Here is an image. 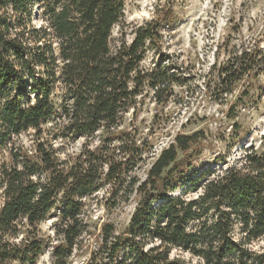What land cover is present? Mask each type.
I'll return each mask as SVG.
<instances>
[{"label":"trees","instance_id":"obj_1","mask_svg":"<svg viewBox=\"0 0 264 264\" xmlns=\"http://www.w3.org/2000/svg\"><path fill=\"white\" fill-rule=\"evenodd\" d=\"M125 3L0 0V150L10 156L0 171V264L35 262L45 245L34 230L50 216L53 262L66 264L87 232L86 199L101 189L107 209L132 194L137 202L121 229L101 226L86 264H264V247H254L264 238V132L258 147L200 170L191 169L199 132L177 134L144 178L136 174L146 150L122 130L124 115L145 89L164 100L176 79L168 65H141L157 22L112 43ZM263 70L264 51L243 46L218 68L215 98ZM29 129L48 136L32 150L16 146ZM80 138V151L64 157L52 142Z\"/></svg>","mask_w":264,"mask_h":264},{"label":"rangeland","instance_id":"obj_2","mask_svg":"<svg viewBox=\"0 0 264 264\" xmlns=\"http://www.w3.org/2000/svg\"><path fill=\"white\" fill-rule=\"evenodd\" d=\"M150 20L159 25V40L148 47L141 65H168L176 81L162 101L156 100L152 90L145 89L124 115L122 130L134 136L146 150L144 162L136 170L138 177H145L159 152L177 134L199 132L201 152L192 158V170L208 164L214 166L212 162L217 156H226L229 163L245 147H258L264 132V70L243 77L232 93L223 94L220 99L215 98V84L218 68L243 46L264 51V0H126L123 19L112 29V43L122 36L130 41L133 31ZM32 23L38 26L40 20L34 16ZM235 122L240 128L234 133ZM47 136L44 133L38 138L29 129L18 136L15 144L32 150L36 141ZM84 141L80 138L52 142L64 157L77 154ZM91 142L94 146L98 137ZM9 163L8 151L0 150V171ZM105 196V189H101L86 199L87 232L66 264H86L90 251L99 242L104 223H113L118 229L127 224L137 202L136 195L112 209L104 207ZM54 226V216L37 225L35 235L45 246L38 259L29 264H54L51 249L58 240ZM254 247L262 250L264 238ZM182 256L196 261L189 253Z\"/></svg>","mask_w":264,"mask_h":264}]
</instances>
